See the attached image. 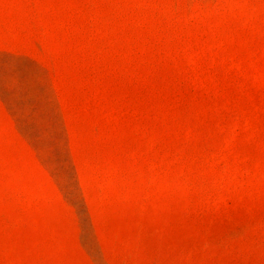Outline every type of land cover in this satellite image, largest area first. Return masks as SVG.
I'll list each match as a JSON object with an SVG mask.
<instances>
[{"label": "rangeland", "instance_id": "1", "mask_svg": "<svg viewBox=\"0 0 264 264\" xmlns=\"http://www.w3.org/2000/svg\"><path fill=\"white\" fill-rule=\"evenodd\" d=\"M0 264H264V0H0Z\"/></svg>", "mask_w": 264, "mask_h": 264}]
</instances>
